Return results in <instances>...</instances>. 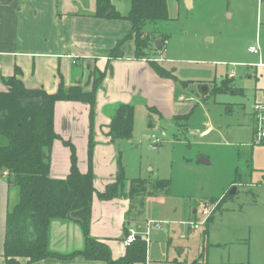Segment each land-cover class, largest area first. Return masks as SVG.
I'll list each match as a JSON object with an SVG mask.
<instances>
[{"label":"rangeland","instance_id":"374dc122","mask_svg":"<svg viewBox=\"0 0 264 264\" xmlns=\"http://www.w3.org/2000/svg\"><path fill=\"white\" fill-rule=\"evenodd\" d=\"M166 4L168 19L144 27L150 47L142 59L165 85L148 92L149 103L135 101L131 137L114 143L125 193L133 181L148 188L169 183L167 195L142 203L140 219L133 210V230L147 238L154 258L172 256L180 246L191 264H264V143L255 142L248 115L252 104L264 103V0ZM157 40L160 50H154ZM151 135L161 143L153 145ZM222 203L208 228L199 212L186 220L191 209L207 210L210 219ZM153 222L161 228H146Z\"/></svg>","mask_w":264,"mask_h":264},{"label":"crops","instance_id":"0c3cea01","mask_svg":"<svg viewBox=\"0 0 264 264\" xmlns=\"http://www.w3.org/2000/svg\"><path fill=\"white\" fill-rule=\"evenodd\" d=\"M127 1H112L113 8L121 16H126L130 10V0ZM94 12L95 0L86 3L83 0H0V92L7 90L3 80L11 77L15 69L20 71L19 79L26 88L42 89L48 94L56 93L60 83L65 88L80 87L84 92H89L94 72L103 73L104 78L95 95L93 151V185L97 192H103L106 186L114 182L117 172L115 144L107 134L115 107L119 104L134 105L135 101L149 103L148 92L157 90L164 80L159 79L143 60L134 59L132 40L122 45V58H110V52L129 34L131 24L124 20L96 19L93 17ZM166 87L169 93L175 91L171 83L166 84ZM179 98L177 103L182 102V96ZM259 99L264 101V97ZM251 111L252 106L248 115L253 126ZM88 115L89 107L86 104H55V133L63 141L74 145L78 169L82 174L87 172ZM69 170L70 151L61 141L56 140L51 151L50 177L62 180L67 177ZM14 190L8 184L6 174L0 173V264H6L3 257L5 219L15 204L12 201ZM160 194L167 195L168 192L152 193L142 203ZM220 202L217 199L212 203ZM222 205L205 224L207 228L215 219L214 214L221 212ZM141 207V204L139 207L133 206L123 198L100 201L97 196H93L89 233L93 239L110 248L113 260L124 256V236L129 228L136 227L133 217L137 214V219H140ZM134 209L135 213L132 214ZM198 212L200 214L195 209L189 210L186 220H191V216ZM83 247L84 237L79 224L68 221L51 223V252L65 256L81 251ZM182 252V247L177 246L172 256L168 257L167 251L163 257L154 258L147 251L145 263L139 264H191L181 257ZM26 262V259H18L19 264ZM33 264L107 263L76 256L71 259L48 257Z\"/></svg>","mask_w":264,"mask_h":264},{"label":"trees","instance_id":"16d2710c","mask_svg":"<svg viewBox=\"0 0 264 264\" xmlns=\"http://www.w3.org/2000/svg\"><path fill=\"white\" fill-rule=\"evenodd\" d=\"M112 1L95 0L93 17L128 21L131 30L110 52V58H122V45L132 40L135 47L134 59L142 60L150 47L149 36L145 35L144 27L147 23L168 19L166 0H130V10L126 16H121L115 11ZM156 66L151 67L161 69ZM163 73L172 77L171 74L164 71ZM19 76L20 71L15 69L11 77L3 80L7 90L0 92V137L6 140L5 144L0 145V173L6 174L8 184L17 192V203L9 209L5 219L3 244L5 263L19 264L18 259H26V264H33L48 257L71 259L76 256L91 261H104L107 264L145 263L146 240H135L126 246L122 258L113 260L110 248L93 239L89 233L94 195L100 201L123 198L129 200L131 205L139 207L145 197L151 196L152 193H167L169 187L167 181H156L151 188L144 183L133 181L128 193H125L120 156H118L114 182L106 186L103 192L95 190L93 185L95 95L104 74L99 71L94 72L93 86L89 92H84L80 87L65 88L60 83L54 94H48L42 89L26 88ZM218 92L227 93L221 89ZM29 100L38 102L28 103ZM57 102H78L89 107L85 174L78 169L74 145L69 141H63L55 133L54 108ZM133 110V104H119L115 107L107 133L112 143L130 139ZM189 114L190 112L180 119L186 120ZM56 140L61 141L70 151V170L67 177L62 180L50 177L51 151ZM53 221L79 224L84 237L83 249L65 256L51 252L49 230ZM127 235L126 231L124 239Z\"/></svg>","mask_w":264,"mask_h":264},{"label":"built area","instance_id":"2783aa9c","mask_svg":"<svg viewBox=\"0 0 264 264\" xmlns=\"http://www.w3.org/2000/svg\"><path fill=\"white\" fill-rule=\"evenodd\" d=\"M162 48V47H161ZM164 50V49H162ZM249 53H253L254 55H259L260 50L256 47H249ZM251 120L253 122V131H254V136H255V142L259 143H264V103H255L252 106V111H251ZM151 140L153 145H157L161 143V139L158 137L151 135ZM200 214L203 216V220L201 224H206L208 219H209V212L207 210H201ZM154 227V228H161V225L158 223H147L146 228L148 227ZM190 228L192 230L198 229V225L194 224L191 225L189 224ZM137 237L136 231L133 230V228L128 229V235L124 239V244L126 246H129L132 242L135 241V238ZM146 240L147 238L144 237L142 240Z\"/></svg>","mask_w":264,"mask_h":264},{"label":"water","instance_id":"95a60500","mask_svg":"<svg viewBox=\"0 0 264 264\" xmlns=\"http://www.w3.org/2000/svg\"><path fill=\"white\" fill-rule=\"evenodd\" d=\"M154 46H155V48L157 50H160L161 49V41L160 40L155 41ZM27 102L28 103H37L38 101L37 100H29ZM198 163L201 164V165H208L209 164L208 161L203 159V158H200L198 160ZM234 193H235V189L233 191H231L230 195H234ZM135 240H137V241L138 240H142V238L141 237H136Z\"/></svg>","mask_w":264,"mask_h":264}]
</instances>
